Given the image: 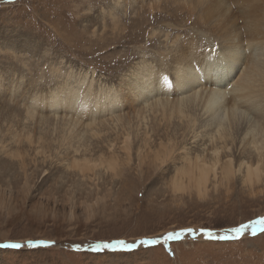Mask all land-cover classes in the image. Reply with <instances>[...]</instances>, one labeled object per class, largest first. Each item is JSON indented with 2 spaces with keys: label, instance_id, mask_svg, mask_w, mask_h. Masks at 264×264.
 I'll return each instance as SVG.
<instances>
[{
  "label": "bare ground",
  "instance_id": "obj_1",
  "mask_svg": "<svg viewBox=\"0 0 264 264\" xmlns=\"http://www.w3.org/2000/svg\"><path fill=\"white\" fill-rule=\"evenodd\" d=\"M175 1L185 12L181 21H191L194 31L179 42V34L170 38L158 67L133 63L117 83L99 90L91 83L79 89L80 71H70L61 85L69 87L66 79L76 85L52 89L41 108L23 117L13 110L12 119L0 109V201L27 195L49 168L57 179L44 195L68 202L70 216L77 205L91 213L114 195L117 182L128 180L121 166L127 173L134 166L142 182L155 183L165 172L172 192L199 197L232 183L260 190L264 0ZM4 97L0 87V101ZM17 123L22 133L10 126Z\"/></svg>",
  "mask_w": 264,
  "mask_h": 264
},
{
  "label": "rangeland",
  "instance_id": "obj_2",
  "mask_svg": "<svg viewBox=\"0 0 264 264\" xmlns=\"http://www.w3.org/2000/svg\"><path fill=\"white\" fill-rule=\"evenodd\" d=\"M184 15L175 0H0V109L12 119L14 111L23 117L41 108L52 89L76 85L72 79L61 85L70 71H80L79 89L91 83L99 90L133 63L158 67L170 38L179 34V42L194 31ZM52 64L61 69L50 73ZM21 125L10 126L22 133ZM148 161L149 155L144 169ZM123 173L128 180L117 182L114 195L91 213L77 205L74 217L68 202L44 195L54 189L55 168L34 178L27 195L1 200L0 264H264V232H230L264 219V185L251 193L232 183L199 197L172 192L165 172L151 176L155 183L142 182L134 166L129 173L121 166ZM116 240L135 247H93Z\"/></svg>",
  "mask_w": 264,
  "mask_h": 264
},
{
  "label": "snow or ice",
  "instance_id": "obj_3",
  "mask_svg": "<svg viewBox=\"0 0 264 264\" xmlns=\"http://www.w3.org/2000/svg\"><path fill=\"white\" fill-rule=\"evenodd\" d=\"M259 229L261 232H264V219H260V220H256L250 224H243L239 227L233 228L230 230V232L232 234H240V233H245L246 231L250 230L253 233L256 232V230ZM208 236H212L213 234L211 232H207L205 233ZM181 235V233L177 232V233H172L169 234L168 238L169 239H173V238H177ZM230 237L225 235V236H220L219 239L221 240H227ZM36 243L38 244H43L45 243L44 241H37ZM141 244L144 243H149L147 241H141ZM154 243V242H153ZM8 247L11 248H19L20 245L19 244H11V245H7ZM117 246L121 247V248H134L135 244H126L125 241L122 240H116L110 243H98L96 245H94V248H104V249H109V248H116Z\"/></svg>",
  "mask_w": 264,
  "mask_h": 264
}]
</instances>
